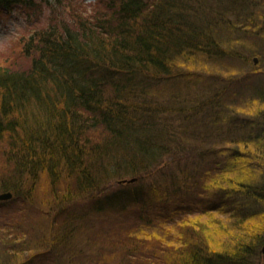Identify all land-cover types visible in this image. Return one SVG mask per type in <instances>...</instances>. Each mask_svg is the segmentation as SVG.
<instances>
[{
	"label": "trees",
	"instance_id": "obj_1",
	"mask_svg": "<svg viewBox=\"0 0 264 264\" xmlns=\"http://www.w3.org/2000/svg\"><path fill=\"white\" fill-rule=\"evenodd\" d=\"M63 1L0 0V10L11 12L16 5L41 9L52 2L59 7ZM238 1L97 0L94 8L99 9L85 14L62 7L75 20L61 27L54 20L40 31L38 41L34 32L24 47L29 67L0 65V153L16 164L8 165L10 175L0 174L9 178L1 188L13 193L6 205L19 197L25 175L34 178L42 170L53 176L60 167L57 157H64L71 168H82L81 185L83 178L85 186L92 184L93 171H100L101 197L92 208L154 204L157 219L146 217L150 206L141 212L152 227L128 233L143 242L134 247L140 257L150 253L159 264H255L264 255V128L255 130V124L264 125V82L256 81L251 76L256 71L247 65L253 55L264 54V11L259 9L264 3L254 8L258 0H243L242 5H250L240 12ZM100 12L103 18L94 21ZM242 27L249 30L241 38ZM217 43L222 50L216 51ZM235 44L240 50H234ZM193 82H208L214 93L191 91ZM86 126L108 134L101 143L93 141L85 137ZM86 155L98 163L84 165ZM216 155L226 158L217 160ZM106 161L119 165L108 168ZM170 165L174 171L169 178L179 177V185L168 183L155 194L152 188L166 181L164 176L163 182L138 187L151 174L147 171ZM129 174L139 178L123 184L128 187L118 183ZM26 188L34 195L35 186ZM177 191L190 208L198 195L201 212L185 211L184 205L164 216L161 208L171 206ZM208 195L212 199L201 201ZM55 207L63 209L64 203ZM199 216L208 219H193ZM64 217L68 227L61 225L62 237L72 239L74 219ZM158 221L164 224L155 230ZM2 229L9 235L0 240L16 246L20 258L27 249L19 251L23 238L13 228ZM12 252L5 250L0 264H10Z\"/></svg>",
	"mask_w": 264,
	"mask_h": 264
},
{
	"label": "rangeland",
	"instance_id": "obj_2",
	"mask_svg": "<svg viewBox=\"0 0 264 264\" xmlns=\"http://www.w3.org/2000/svg\"><path fill=\"white\" fill-rule=\"evenodd\" d=\"M37 1L39 4H43L42 0ZM96 5L97 0H64L59 7H57L56 2H52L46 5L44 4L41 9H31L24 5L14 6L11 12L1 9L0 65H5L12 69H24L29 67L31 64L30 58L25 55L24 47L29 41H32L30 37L34 35L35 31H37V34L33 40L38 41L40 31L47 28L54 20H57L60 27L61 25L72 24L75 20L74 14L68 13L67 16H65L60 10L62 7L72 12L76 11L85 14L92 10L99 9L94 8ZM101 14L103 13L99 15ZM227 21H232V18L227 19L226 22ZM248 30L249 29H244V27H242V33H240L241 38L245 36V32H248ZM235 47L234 50H240L238 44H235ZM220 50H222V47L217 43L216 51ZM247 53H249L248 50ZM211 62V58L206 59L207 65ZM247 67V70L251 68L248 71H256V73L252 72L253 75H251L252 77L256 76V81L264 82V74L261 73L264 70V54L253 55ZM205 69L208 68L205 67ZM210 75L211 74H207V76ZM207 83L208 82H200L199 84L194 83L190 89L191 91H196L200 88L204 90L205 94H213L214 91L209 89ZM129 113L130 112H127V115H129ZM229 128L230 126H227V131L231 132ZM263 128L264 125L258 126V124H255V130L257 132H262ZM233 131L244 132L243 129L240 131ZM84 134L85 137L88 136V138L96 139L93 141H99L101 143L104 140V134L107 135L108 131L104 128L91 129L86 126ZM222 139L224 140L225 138L221 136V140ZM88 150L92 151V147ZM113 150H115V148H113ZM215 157L217 160H222L223 157L226 158L225 155H216ZM8 158L9 157L3 152L0 153V168L2 169L1 164L5 165V167L0 170V174L3 176L10 175L11 171H8L9 164H11V167L14 166L16 168L15 162L13 161V164L10 163ZM57 158L60 159V167L57 171H54L53 176H49V172H46L45 175V171L42 170L37 171L34 178L27 174L23 177V183H21L22 179L20 180L22 184H20V188H22V190L17 193L19 197L16 199L15 203L11 204V202V205H6L9 201L1 199L4 201H1L3 206L0 207V213L2 214L0 215V235L4 238H8L7 235H9V233L3 231L4 229H2V227L15 229L17 231L16 234L22 237L25 242L23 243L24 245H19V251L21 252L25 247H27V249L21 252L20 258L17 259V253L15 252L16 246H12L13 244L9 241L5 242L4 240H0V258L5 250L11 249L14 252H12L10 256L13 255L14 258L9 257L10 264H144L145 262L149 263L151 261H157V264H159L158 260L150 256V253H147L145 257H140L138 253L139 250H136L134 247L139 249L143 245V242L140 243L139 241H135L136 239L128 237V233L133 230V228L139 226L152 227L142 220L141 206L139 204H133L127 210L112 206L104 211L97 210L94 206L92 208L96 199L101 197V194H97L100 183L94 188L91 187V185L95 184L97 181L100 171H93L94 176H92L95 180L92 184L85 186V179L83 178L84 184L81 185L78 182V176L80 171H82V168L79 169L77 167L79 164L71 168L66 158ZM90 160L96 162V160L86 155L83 161L84 165L89 164ZM212 160L214 161V158H212ZM106 162L105 166L108 168H116L119 163H123L122 160H119L118 165H116L114 161L111 163L108 161ZM171 170L172 165H170L169 169H167V167L160 171L156 169L155 173L154 171L153 173L147 171L151 174L146 176L143 181H138V187L142 184H147L148 181H150V184L163 182L164 176L170 175ZM18 176L22 177L23 174H18ZM132 176L137 177L138 175L129 174L124 178H131ZM1 177L0 183H7L9 178L6 176L8 179L5 177V180V178ZM88 178L91 179L90 176H88ZM197 178L201 177L197 176ZM118 180L119 179L114 180L113 182L115 183ZM13 181L18 182L16 179H13ZM102 184H108V180H102ZM28 185L36 187V189L32 188L34 195L26 188ZM47 185L48 189L47 192H45L43 190ZM84 186L85 188H83ZM6 190L7 189H3L0 186V193ZM71 191L72 193H70ZM196 196L197 197L193 199L191 203L194 205L188 210L191 212L196 211L195 214H199L201 212L199 206L204 207V204L198 205L196 200L199 197L198 195ZM181 199L182 195L177 191V195H174L173 198L169 200L173 201L171 206L161 208L162 214L164 216L169 215L172 210H176L177 208L180 209L181 206L188 204V202L182 201ZM208 199H212V196L208 195L201 201ZM57 200H59L58 203H60V201L61 204L64 203L63 209L55 207L58 205ZM153 205V203L148 205L150 209H152V212L149 211L146 213V217L149 219H157V210L153 208ZM227 209L231 208L229 207ZM85 211H87V214H85ZM64 215L68 217L71 215L74 220H83H72L74 226H69L70 231H73L74 235L72 239L62 237L61 229L64 226L68 227V225L65 224ZM206 218L208 219V217L199 216L193 219L206 221ZM163 224L164 222L158 221L157 225L153 228L156 230ZM167 224L170 225L171 223ZM10 225L12 227H10ZM61 225H63L62 228H60ZM209 226L210 225H208V227ZM199 231H201V229ZM120 235H123V237ZM54 236L55 240L52 239ZM135 243L138 244V246H135ZM40 254L42 255L41 257H39ZM33 256H37V258H33ZM102 256L104 257L102 258ZM255 260V264H264V255L256 257Z\"/></svg>",
	"mask_w": 264,
	"mask_h": 264
},
{
	"label": "bare ground",
	"instance_id": "obj_3",
	"mask_svg": "<svg viewBox=\"0 0 264 264\" xmlns=\"http://www.w3.org/2000/svg\"><path fill=\"white\" fill-rule=\"evenodd\" d=\"M238 3L241 5V7L239 8V11L241 12L244 8H245V6H249L250 5V1H247V3L245 4H243L242 5V3H243V0H239L238 1ZM264 3V0H258V2H254L253 3V5H254V8H259V4H263ZM228 5H229V2H228ZM234 6H235V4H233ZM233 6V7H234ZM236 7H238L237 6V4H236V6H235V8ZM259 9H261V10H263L264 11V7H261V8H259ZM259 9H256V11H258ZM100 13H102V12H100ZM99 13V14H100ZM103 18V15H97V16H94V18H93V20L94 21H96V22H98V21H100L101 19ZM126 161H129V163L131 162L130 161V159H124V162H126ZM171 171H174L173 170V168H172V170ZM166 181H164L162 184L160 183V184H157V185H155L154 186V188H152V189H154L156 192H155V194H158V190H162V191H164L165 189H166V184H168V183H171V184H176V185H179L180 184V180H179V177H171V178H169V175H166ZM96 185H97V181L95 182V184H92L91 185V187H96ZM151 189V188H150ZM152 189H151V191H152ZM5 192H10V191H5ZM10 198H12V196L11 197H9V198H7V199H10ZM137 204H139L140 206H141V208H142V210L143 211H145V212H147V211H149V206L147 205V206H144L143 204H141V203H137ZM129 208V207H128ZM127 208V209H128ZM190 208V206H184L183 207V210H185V211H188L189 212V209ZM137 228V227H136ZM261 251H262V253L264 254V242L261 244V249H260Z\"/></svg>",
	"mask_w": 264,
	"mask_h": 264
},
{
	"label": "water",
	"instance_id": "obj_4",
	"mask_svg": "<svg viewBox=\"0 0 264 264\" xmlns=\"http://www.w3.org/2000/svg\"><path fill=\"white\" fill-rule=\"evenodd\" d=\"M12 194H13L12 192H3V193H0V200L1 199H7V198L11 197Z\"/></svg>",
	"mask_w": 264,
	"mask_h": 264
}]
</instances>
